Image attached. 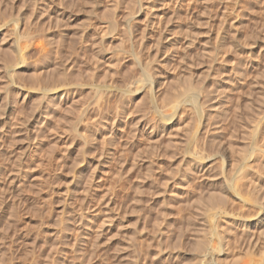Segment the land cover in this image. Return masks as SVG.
Masks as SVG:
<instances>
[{
    "label": "rangeland",
    "instance_id": "374dc122",
    "mask_svg": "<svg viewBox=\"0 0 264 264\" xmlns=\"http://www.w3.org/2000/svg\"><path fill=\"white\" fill-rule=\"evenodd\" d=\"M16 44L25 55L11 82ZM263 53L264 0H0V264L186 263L196 215L223 205L224 187L209 176L219 164L189 172L180 154L219 158L223 145L233 160L249 150ZM145 62L159 89L154 103ZM188 82L201 88L211 119L196 144L192 91L180 100L183 117L155 120ZM52 89L63 97L50 98ZM80 104L89 113L74 138L67 131ZM258 252L226 258L256 264Z\"/></svg>",
    "mask_w": 264,
    "mask_h": 264
},
{
    "label": "bare ground",
    "instance_id": "6f19581e",
    "mask_svg": "<svg viewBox=\"0 0 264 264\" xmlns=\"http://www.w3.org/2000/svg\"><path fill=\"white\" fill-rule=\"evenodd\" d=\"M36 2V1H35ZM256 2V1H255ZM262 4V3H261ZM225 12V11H224ZM226 15V14H225ZM129 20V18L127 19ZM131 21V20H130ZM113 22V21H112ZM129 22V21H128ZM115 23V22H114ZM127 23V22H126ZM131 24V23H130ZM111 25V23L109 24ZM113 25V23H112ZM111 25V26H112ZM128 25V23H127ZM130 26V25H129ZM114 27V26H113ZM14 31L16 32L17 31V28L15 29L14 28ZM221 39V38H220ZM219 41V40H218ZM180 42V41H179ZM184 42V41H183ZM216 42V41H215ZM190 43V42H189ZM220 42H218L219 44ZM181 44V43H180ZM188 44V43H187ZM220 45H222L220 43ZM178 46V45H177ZM181 46V45H180ZM216 47V45H215ZM179 48V47H178ZM181 48V47H180ZM179 48V49H180ZM41 49V48H40ZM184 49V48H183ZM17 50V54L16 56H14L12 60H10V62H8L6 65L7 66V69H9V74H10V78L9 81L11 80L12 81V77L14 76V72H15V69L18 67L19 63L23 62L22 58L23 56V52L20 48V46L18 44H16V49ZM259 52V51H258ZM185 53V52H184ZM207 53V52H206ZM44 54V53H43ZM210 54V53H209ZM259 54V53H258ZM264 54V53H263ZM212 55V54H211ZM215 55V54H214ZM141 58V57H140ZM139 58V59H140ZM217 58V57H216ZM255 60V58H253ZM212 60V59H211ZM251 60V59H250ZM253 60V62H254ZM142 62V61H140ZM139 62V63H140ZM255 63V62H254ZM253 63V64H254ZM258 63V62H257ZM256 63V64H257ZM150 63L148 62H145V64L143 66L145 71L146 72L145 75L146 77H148V91H146L148 93H146V95L152 100V103H154L155 99H156V96L158 95V88L156 89L155 88V79H153V74L151 73V70H150ZM249 65V64H248ZM252 65V64H251ZM250 65V66H251ZM259 65V64H258ZM255 67L253 66V68H250V70L254 69ZM257 68V67H256ZM255 68V69H256ZM240 69V68H239ZM247 69V68H246ZM242 71V70H241ZM239 71L237 70L236 73H238ZM252 72V71H251ZM250 72V73H251ZM234 73V71H233ZM235 73V74H236ZM240 73V72H239ZM246 73V72H244ZM249 73V72H248ZM152 74V75H151ZM241 76L243 73H240ZM240 74L238 75L239 77ZM264 74V73H263ZM237 75V74H236ZM9 76V75H8ZM235 76V75H234ZM238 78V77H237ZM255 81H253L254 83ZM252 83V82H251ZM256 84H258L257 82H255ZM255 84V85H256ZM12 85V84H11ZM99 85V84H98ZM101 85V84H100ZM160 85V84H159ZM254 85V86H255ZM262 85V84H261ZM14 86V85H13ZM264 86V85H263ZM76 87V86H75ZM101 87V86H100ZM103 87V86H102ZM129 87V86H128ZM131 87V86H130ZM256 87V86H255ZM135 88V87H134ZM175 89L174 86L171 87V89ZM257 88V87H256ZM260 88V87H259ZM258 88V89H259ZM138 89V88H137ZM257 89V91H258ZM261 89V88H260ZM48 89H45L43 90L42 92V96L44 98H47L49 97V95L47 94V91ZM127 90V89H126ZM131 90V89H129ZM127 90V91H129ZM135 90V89H134ZM145 90V89H144ZM170 90V89H169ZM125 91V92H127ZM168 91V90H166ZM188 91H192L193 95L195 96V100H194V111H193V115L194 113L197 115L198 117V120L196 121L197 125L195 127L194 130L190 131L192 133H190V137L189 138V142H195V144L197 142H201V139H203L202 141H204V139L207 138V134H208V131H207V127H208V122L211 120L209 119L208 122L206 121L205 122V117H206V120L208 118V114L207 115H204L203 114V111L202 110V107L200 106L202 103L200 102L202 96H201V88L199 86H197V84H193L192 82H188L187 84H184L183 85V89H178V90H171L170 92V95L168 94V97L167 99L168 102L171 101L172 103V108H171V104L170 105V110L168 112H164V111H159L160 109H158L157 111V118L155 119L157 122H162V118H160L161 115H163L165 118H167L168 120L169 119H173L174 116H179L181 114V116L183 117V115H185V111H187L184 107L180 106L179 103H180V100L184 97V94ZM262 91V100H261V104L257 103L259 105L257 111H256V114L254 116H251L253 117L252 118V125H250L248 130V133L250 135V143H248V147H249V150H243V151H240L239 152V155L237 156L236 155V158L237 159H233V160H230L231 158L228 157L229 154L227 153V150L228 148H230L231 146H227L228 148H226V146L224 147L223 145L220 146V148H222L223 150L220 152V156L219 158L217 157H214V158H211L209 157L208 155L207 156H203V153L202 154H197V153H188L180 154V158L181 160H188L189 162H191L192 164V169L188 168L189 169V172L194 170L195 173H199L203 168H209L210 166V169L212 168L213 165H216V164H219V166L217 168H219L216 173L214 175H209L211 176V179L215 176H217L219 178V181L220 183H222L223 185H220L223 189H220L222 191L221 195L223 196L221 199H220V202H222V204L224 205L225 203H227V201H231V206L234 205V204H237L239 205L240 207L243 206V204H246L248 207V210H254L252 212L253 214L247 212V216H244L242 214H240L241 212H232V211H227V209L225 210V206L223 205H220L219 203H217V208L215 209L216 206L212 205L211 207L213 208V210H210L212 208L209 209V206L206 207L208 208V212L206 210V213H199L197 216L198 218V225H196L195 229L193 228V231H191V240L194 244V247L195 249L192 248V244L190 245L191 249L190 250H194V251H189L188 249V252L190 254H186V255H189L190 257H188L189 259H187L186 263L184 264H233V263H230L228 262V258H226V256L228 257V255L231 257V262H232V259L236 257V255H239L243 252L245 253H249V255L251 253H253V256L256 254H254V251L258 250L260 251V260L256 263V264H264V183L262 185H260L259 183V180L262 176H264V88L261 90ZM132 92V91H131ZM136 92V90H135ZM168 92V93H169ZM48 93H49V90H48ZM66 92H64L65 94ZM130 93V91H129ZM51 97L50 98H57V97H60V99L63 97V92L58 94V92L53 91L52 89V93H50ZM66 95V94H65ZM260 97V96H259ZM204 100V99H203ZM259 101H260V98H259ZM170 103V102H169ZM201 103V104H200ZM81 105V104H80ZM84 104H82L78 110L79 112H77L76 114V121L74 122V124L70 125L71 126V131L73 132H69L67 131L69 134V136L71 135L74 136V138H76L75 136H81L82 134L80 133V130H79V126H78V123H76L77 121H81L84 119L85 120V115L86 112H88L87 108L89 107H86V106H83ZM97 106V105H96ZM75 108V107H74ZM158 108V107H156ZM156 110V109H155ZM254 110V109H253ZM256 110V109H255ZM70 112H72V115L74 112L69 110ZM214 111V110H213ZM152 112V110H151ZM156 112V111H155ZM155 112L153 115H155ZM192 112V111H191ZM206 112V111H205ZM76 113V112H75ZM89 113V112H88ZM100 113V112H99ZM188 113V112H187ZM219 113V112H217ZM216 113V114H217ZM183 114V115H182ZM212 114V113H211ZM210 114V115H211ZM194 115V116H196ZM218 115V114H217ZM205 116V117H204ZM153 117V116H152ZM150 117V118H152ZM156 115L153 117L155 118ZM180 117V116H179ZM211 116H209L210 118ZM67 117L64 118V120L66 119ZM116 117H114V120L110 123V133L114 132L113 130V125L114 123L116 122L117 119H115ZM152 118V119H153ZM181 118V117H180ZM179 118V119H180ZM196 118V117H195ZM212 118V117H211ZM68 119V118H67ZM162 119V120H161ZM166 119V120H167ZM197 119V118H196ZM213 119V118H212ZM93 120V119H92ZM155 120H151V121H155ZM165 119L163 121H166ZM167 120V121H168ZM72 121V120H71ZM81 122H79V124H81ZM176 122V121H175ZM206 124H205V123ZM70 123V122H68ZM147 123H148V120H147ZM146 123V124H147ZM155 124V123H154ZM162 124V123H161ZM67 125V124H66ZM89 125V124H88ZM94 125V124H93ZM156 125V124H155ZM160 125V123H159ZM83 126V125H82ZM145 125H143V128H144ZM152 127H154V125H152ZM70 128V127H69ZM84 128H85V125H84ZM210 128V127H209ZM218 128V127H217ZM215 129L213 132L215 133L216 130H219V129ZM142 129V128H141ZM154 129V128H153ZM211 129V128H210ZM221 130V129H220ZM219 130V132H221ZM112 131V132H111ZM146 131V130H145ZM211 131V130H210ZM211 131V132H212ZM151 132V131H150ZM217 132V131H216ZM218 132V133H219ZM247 133V132H246ZM211 134V133H210ZM110 135V134H108ZM107 135V136H108ZM112 135L115 136V134L113 133ZM214 135V134H213ZM106 136V135H105ZM113 136V137H114ZM212 136V134H211ZM216 136V134H215ZM214 136V137H215ZM66 137V136H65ZM71 137H70V140H71ZM83 137V136H82ZM85 137V136H84ZM109 137V136H108ZM111 137V135H110ZM209 137V136H208ZM69 138V137H68ZM86 138V137H85ZM112 138V137H111ZM67 139V138H66ZM73 139V138H72ZM75 140V139H74ZM86 140V139H85ZM84 140V141H85ZM73 140H71V143H72ZM70 142V141H68ZM87 142V140L85 141ZM132 142V141H131ZM70 144V143H69ZM192 144V143H191ZM230 145V144H229ZM67 146V145H66ZM188 149V148H187ZM186 149V150H187ZM247 149V148H245ZM81 150V149H80ZM177 150V149H175ZM173 151V150H172ZM229 153L231 152L230 150H228ZM175 152V151H174ZM173 153V152H172ZM176 153V152H175ZM180 153V152H179ZM228 154V155H227ZM235 154V153H234ZM176 155V154H175ZM174 155V156H175ZM231 155V154H230ZM173 156V154H172ZM173 156V157H174ZM233 156V155H232ZM231 156V157H232ZM234 158V157H233ZM187 163V162H186ZM231 164V165H230ZM230 165V166H229ZM189 167V166H188ZM214 167V166H213ZM205 168V170H206ZM216 168V169H217ZM188 169L186 171H188ZM213 169V168H212ZM262 170V171H261ZM190 174V173H189ZM186 177V176H185ZM184 177V178H185ZM189 177V176H188ZM187 177V178H188ZM208 177V176H207ZM260 177V178H258ZM190 179V178H189ZM215 179V178H213ZM217 179V178H216ZM187 183V181H185ZM261 182V181H260ZM189 184V183H188ZM187 184V185H188ZM247 186V192H248V195L246 194L247 198L244 197V195H242V190L245 189ZM188 188H189V185H188ZM186 193L188 191H185ZM220 195V196H221ZM223 199L226 201L225 203H223ZM261 201H260V200ZM216 205V204H215ZM229 206V205H228ZM235 207V206H234ZM238 207V206H237ZM205 208V209H206ZM232 209V208H231ZM241 209V208H240ZM239 209V210H240ZM230 210V209H229ZM235 210V209H234ZM205 210H203L204 212ZM238 211V210H237ZM108 212V211H107ZM106 213V212H104ZM108 214V213H107ZM106 217V215H104ZM109 216V215H108ZM106 217V219L104 220L105 222L106 221H109L110 222V218L114 217L113 215L112 216H109V217ZM195 216V217H196ZM255 216V219L256 220H253ZM103 217V216H102ZM80 218V217H79ZM196 218V219H197ZM253 218V219H252ZM102 219V218H101ZM113 219V218H112ZM249 219H252L253 222H250L248 221ZM103 220V219H102ZM101 220V222H102ZM103 221V222H104ZM103 222H102V225H103ZM104 222V223H105ZM107 222V223H109ZM196 220L193 219L191 221V226L195 225ZM194 223V224H193ZM238 228L241 230V233L239 234V237L237 236L238 233L234 232L232 234H229L231 233V231L235 228ZM92 229V228H91ZM236 230V231H239V230ZM184 233L185 231H188V229H183ZM182 231V230H181ZM190 231V230H189ZM234 231V230H233ZM232 231V232H233ZM98 232V231H97ZM98 235V234H97ZM98 237V236H97ZM244 238V239H243ZM184 242V241H183ZM191 242V243H192ZM190 243V242H189ZM185 244V243H184ZM187 244V242H186ZM150 245V244H149ZM148 245V246H149ZM151 247V246H150ZM149 247V248H150ZM185 247V246H184ZM142 249V248H141ZM178 249H181V248H178ZM186 249V248H185ZM173 250V249H172ZM182 250L183 247H182ZM147 251V250H146ZM177 250H175L176 252ZM160 250L158 251L157 250V254H159ZM183 252H186V250H184ZM182 252V253H183ZM186 252V253H188ZM170 253V252H169ZM172 253V252H171ZM146 254V253H145ZM155 254V253H154ZM181 254V253H180ZM244 254V253H243ZM257 254V255H259ZM171 255V254H170ZM174 255V254H173ZM172 255V256H173ZM178 255V254H177ZM248 255V256H249ZM166 256V255H165ZM172 256L170 258H172ZM176 256V253L173 257ZM242 255H240L238 258H240ZM245 256V255H244ZM250 257V256H249ZM252 257V256H251ZM166 258V257H165ZM168 259V258H167ZM176 258H174L175 260ZM184 259H186L184 257ZM227 259V260H225ZM178 260V258H177ZM173 261V259H172ZM176 261V260H175ZM234 261V260H233ZM185 262V261H184ZM175 264V263H173Z\"/></svg>",
    "mask_w": 264,
    "mask_h": 264
}]
</instances>
